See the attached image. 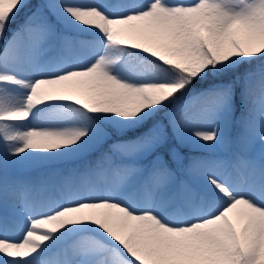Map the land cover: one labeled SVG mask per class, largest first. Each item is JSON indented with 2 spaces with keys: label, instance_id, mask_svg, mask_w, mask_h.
Wrapping results in <instances>:
<instances>
[{
  "label": "snow or ice",
  "instance_id": "6c2138e0",
  "mask_svg": "<svg viewBox=\"0 0 264 264\" xmlns=\"http://www.w3.org/2000/svg\"><path fill=\"white\" fill-rule=\"evenodd\" d=\"M0 264H264V0H0Z\"/></svg>",
  "mask_w": 264,
  "mask_h": 264
},
{
  "label": "rangeland",
  "instance_id": "374dc122",
  "mask_svg": "<svg viewBox=\"0 0 264 264\" xmlns=\"http://www.w3.org/2000/svg\"><path fill=\"white\" fill-rule=\"evenodd\" d=\"M193 146L194 147L197 146L200 149H202V151H203L201 153H198V152L195 153V152H192L191 150H188V152L193 156L220 157V156L225 155L224 149L219 145L212 146V145L208 144L207 142H201L200 144H194ZM260 151H261V145L257 141L252 147V155L258 156ZM58 166L59 167H72L70 165V163L60 164ZM33 174H35V173H33ZM30 195L35 196V195H38V193H31ZM21 227L22 226L20 225V222L18 220H11L9 223V233L16 238H20L23 234L21 231Z\"/></svg>",
  "mask_w": 264,
  "mask_h": 264
},
{
  "label": "trees",
  "instance_id": "16d2710c",
  "mask_svg": "<svg viewBox=\"0 0 264 264\" xmlns=\"http://www.w3.org/2000/svg\"><path fill=\"white\" fill-rule=\"evenodd\" d=\"M32 2H33V3H36V2H38V0H32ZM26 11H27V10L22 11V12L20 13V16L18 17V19H22L23 16L25 15ZM10 27H12V26H10ZM6 35H7V34H6ZM184 150H185V151L191 150L192 152H195V153H196V152H198V153L203 152L202 149H200V148L197 147V146L194 147L193 145H191V146L185 148ZM77 163H78V162H70V165H71L72 167H74Z\"/></svg>",
  "mask_w": 264,
  "mask_h": 264
},
{
  "label": "bare ground",
  "instance_id": "6f19581e",
  "mask_svg": "<svg viewBox=\"0 0 264 264\" xmlns=\"http://www.w3.org/2000/svg\"><path fill=\"white\" fill-rule=\"evenodd\" d=\"M11 220H18L20 222V225L22 226V221L18 217L14 216L12 213L9 214V223Z\"/></svg>",
  "mask_w": 264,
  "mask_h": 264
}]
</instances>
